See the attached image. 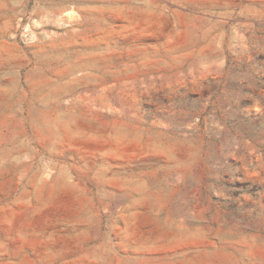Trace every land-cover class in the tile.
Masks as SVG:
<instances>
[{
  "label": "rangeland",
  "instance_id": "1",
  "mask_svg": "<svg viewBox=\"0 0 264 264\" xmlns=\"http://www.w3.org/2000/svg\"><path fill=\"white\" fill-rule=\"evenodd\" d=\"M0 264H264V0H0Z\"/></svg>",
  "mask_w": 264,
  "mask_h": 264
}]
</instances>
